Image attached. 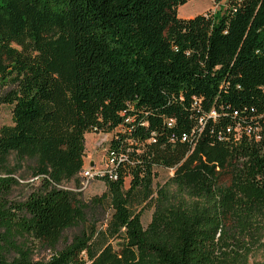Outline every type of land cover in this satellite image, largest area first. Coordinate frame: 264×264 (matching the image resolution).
Segmentation results:
<instances>
[{"label":"trees","instance_id":"1","mask_svg":"<svg viewBox=\"0 0 264 264\" xmlns=\"http://www.w3.org/2000/svg\"><path fill=\"white\" fill-rule=\"evenodd\" d=\"M188 1L0 0V264H217L234 189L264 204V0L179 18ZM90 132H115L100 227L78 192ZM25 165L38 185L16 200ZM14 232L52 255L32 260Z\"/></svg>","mask_w":264,"mask_h":264},{"label":"rangeland","instance_id":"2","mask_svg":"<svg viewBox=\"0 0 264 264\" xmlns=\"http://www.w3.org/2000/svg\"><path fill=\"white\" fill-rule=\"evenodd\" d=\"M227 0H190L178 8L179 18H191L199 14L216 15L220 13ZM11 124V111L7 105H0V126ZM115 133V132H113ZM113 133L102 134L90 132L84 138V168L79 175L81 188L78 190L79 199L87 205L85 215L87 221L97 227L103 226L108 218L105 202L100 204L95 202V198L100 197L105 191V185L96 176H101L112 169V165L107 161V149ZM20 167L15 174L18 180L12 193L16 200L27 195L38 183L32 180L30 168ZM89 171L91 178H85L83 173ZM173 172L170 170L157 168L156 176L153 180L154 187H167L177 195L176 187L172 185L170 179ZM231 179L227 175H222L220 184L233 188ZM67 187L73 188V184ZM76 191L75 189H72ZM235 202L234 211L223 220V227L218 231L216 241V262L217 264H261L264 262V204L254 198L251 193H246L236 188L234 189ZM153 209H143L141 223L144 228L150 223ZM81 226H74L65 230L59 240L56 249H63L70 243L73 236L80 233ZM17 247H23L32 260H46L50 258L53 250L42 242L24 240L18 233L14 232L13 237ZM113 246L117 248L116 242ZM15 250L10 249L6 252V258L15 257Z\"/></svg>","mask_w":264,"mask_h":264},{"label":"built area","instance_id":"3","mask_svg":"<svg viewBox=\"0 0 264 264\" xmlns=\"http://www.w3.org/2000/svg\"><path fill=\"white\" fill-rule=\"evenodd\" d=\"M247 133H248V132H247ZM83 175H84L85 178H91V177H92V175L90 174L89 171H85V172L83 173Z\"/></svg>","mask_w":264,"mask_h":264}]
</instances>
